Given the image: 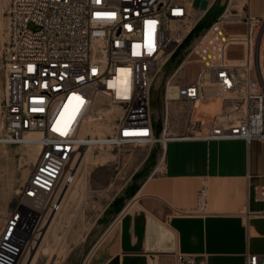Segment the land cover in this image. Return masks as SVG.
<instances>
[{
	"label": "built area",
	"instance_id": "obj_1",
	"mask_svg": "<svg viewBox=\"0 0 264 264\" xmlns=\"http://www.w3.org/2000/svg\"><path fill=\"white\" fill-rule=\"evenodd\" d=\"M189 16L181 0H8L0 142L36 145L40 152L1 228L0 264H20L37 245L61 210L87 149L161 144L165 155L167 143L180 137L264 144V73L253 31L264 17L247 11L232 19L248 24L241 60L227 58L233 40L225 35L206 52L218 50L217 58L205 62L201 54L218 25L231 22L226 12L187 48L166 78L157 131L152 86L194 27L177 40L183 30L175 27L186 26ZM197 56L199 72L191 82L182 81L185 65ZM170 84L176 87L175 100L168 95ZM98 98L122 114L112 133L82 135ZM177 100L196 105L187 116L183 112L190 134H172V101ZM175 259L176 264H206L204 256L191 253L176 252ZM245 264H264V255L248 252Z\"/></svg>",
	"mask_w": 264,
	"mask_h": 264
},
{
	"label": "crops",
	"instance_id": "obj_2",
	"mask_svg": "<svg viewBox=\"0 0 264 264\" xmlns=\"http://www.w3.org/2000/svg\"><path fill=\"white\" fill-rule=\"evenodd\" d=\"M246 11L264 17V0H247ZM235 27L227 31L233 41L226 56L241 60L248 27ZM258 54L264 73V36ZM190 133L187 126L180 132L172 127L175 135ZM161 161L145 177L133 174L127 186V191L133 189L132 199L126 206L114 198L99 210L97 221L117 217L93 244L86 264H109L116 258L119 264H176V252L204 256L206 264H245L248 252L264 255L261 141L180 137L167 143ZM129 206L134 208L125 214ZM70 210L77 211V206L70 205ZM123 214L120 229L104 242Z\"/></svg>",
	"mask_w": 264,
	"mask_h": 264
},
{
	"label": "rangeland",
	"instance_id": "obj_3",
	"mask_svg": "<svg viewBox=\"0 0 264 264\" xmlns=\"http://www.w3.org/2000/svg\"><path fill=\"white\" fill-rule=\"evenodd\" d=\"M181 1L187 2L190 13L188 22L194 24L193 28L199 24L203 27L198 31L196 30L194 36L190 41L186 42V44H183L184 41L181 43L162 68V72H159L155 78L151 92V106L153 118L158 125H161L166 78L175 70L187 48L193 45L198 37L203 35L210 28L217 17L225 12L226 15L229 16L231 22L218 25V32L215 31L212 33V39L206 43L201 53L205 62L217 58L218 50L212 55L206 52L211 50L213 44L222 43L228 30L235 29V26L244 27L245 30L248 27V24L245 22L236 23L232 21V19L239 18L245 14L247 0ZM7 6L8 0H0V135L3 133L2 102L5 94L3 59L8 41ZM241 27H238V29ZM184 29L185 26L183 28L175 27V30H183V32ZM253 31L256 35V46L257 49H259V45L264 36V22L254 25ZM181 38L178 37L177 40L180 41ZM199 57H195L185 65L182 71V81L191 82L196 77L202 64L201 61H199ZM103 100L105 101V99ZM172 102L173 113L171 116V124L174 131L180 132V130L186 126L185 120L188 112H190L192 108L196 110V105L179 100ZM105 103L108 107H113L115 109V116L110 114L108 117L102 114L99 121L108 125V129L101 128L99 131H97L98 129H94L95 132L93 130V135H106L112 133L115 124L122 114V110L118 106H111L108 101ZM96 107H98V105ZM198 107L199 104L197 108ZM183 112L186 116H184ZM82 129L84 130H82L84 133H82V135H86V128L84 127ZM39 152L40 148L36 145H19L0 142V231L14 200L18 196L19 189L32 172ZM162 156L163 147L161 144H156L154 146L132 145L124 146L120 149L109 150L93 149L92 159L88 160L82 169V174H85L86 179L81 181L80 177L76 178L70 185V190L65 198V202L62 204L61 210L55 215V218L53 217V219L49 221L50 223L48 222L49 225L47 223L48 226L46 225L45 232L41 236V239L31 251L27 252L20 264H83V261L95 241L103 235L117 217L110 220L103 219V221H97V214L108 202L120 196L125 200L122 202V205L126 206L132 199L130 198V190L127 191V186L133 174L141 172L140 176L142 177L149 175L155 163H159L160 165ZM91 204L92 206L89 207ZM70 205L77 206V211H69ZM84 205H87V208H85ZM130 209L131 208H129L127 212H129ZM123 217L124 215L120 217L118 221L119 225L116 223L112 226L106 236L107 239H109V235L111 237V234L116 231L117 228H120Z\"/></svg>",
	"mask_w": 264,
	"mask_h": 264
},
{
	"label": "bare ground",
	"instance_id": "obj_4",
	"mask_svg": "<svg viewBox=\"0 0 264 264\" xmlns=\"http://www.w3.org/2000/svg\"><path fill=\"white\" fill-rule=\"evenodd\" d=\"M193 23H189L188 21H187V24H186V26H185V29H184V32L182 33V35H180V38L181 37H183L192 27H193ZM160 72H162V69L160 70ZM118 80H119V82L120 83H122V82H124L125 81V78H123V77H119L118 78ZM175 85L174 84H170V85H168V95L172 98V99H177L176 98V96H177V93H176V90H175ZM174 96H173V95ZM105 102H107L106 100L104 101L102 98H98L97 100H96V102H95V106L93 107V109L91 110V112L86 116V118L84 119V121H83V126H84V124H85V128H86V132L87 133H85V134H90L91 133V135H93L92 133H93V130L94 129H98L97 131H99L101 128L103 129V128H107L108 129V125H106L104 122H102V121H99L100 119H101V115L102 114H105L106 116H110V114L112 115V116H115V109L113 108V107H108L107 106V104L105 103ZM98 105V107H96ZM112 106V105H111ZM114 107H116V106H114ZM82 126V127H83ZM83 127V128H84ZM83 130V129H82ZM84 131V130H83ZM94 132H95V130H94ZM101 132V131H100ZM83 132L81 131V134H82ZM98 133V132H97ZM84 134V133H83ZM39 147V146H38ZM92 148H90V149H87L86 150V152L80 157V160H79V162H78V164L76 165V167H75V171L73 172V180H76V178H79L80 177V180L82 181V180H85L86 179V176H85V174H82V169L84 168V165H85V163H87L88 162V160H90V159H92ZM77 181H78V179H77ZM74 182V181H73ZM69 190H70V186L67 188V190H66V192H65V194H64V197H63V200H62V204H63V202H65V198H66V196H67V194H68V192H69ZM133 201V200H132ZM136 203V202H135ZM130 207V206H129ZM131 209L130 210H132V208H134V207H130ZM129 210V211H130ZM125 214H127V211L125 212ZM125 214H123V215H125ZM122 216V215H121ZM125 217V216H124ZM123 219V218H122ZM51 221V220H50ZM53 222V221H52ZM50 223V222H49ZM49 223H48V225H49ZM47 225V226H48ZM119 225V224H118ZM118 229V228H117ZM117 229H116V231H114L112 234H111V236H113V235H115V233L117 232ZM120 229V228H119ZM114 230V229H113ZM158 237V236H157ZM110 235H109V239H105L104 240V242H107V241H109L110 240ZM156 238V237H155ZM107 240V241H106ZM101 241V240H100ZM31 249H33V247H31Z\"/></svg>",
	"mask_w": 264,
	"mask_h": 264
},
{
	"label": "trees",
	"instance_id": "obj_5",
	"mask_svg": "<svg viewBox=\"0 0 264 264\" xmlns=\"http://www.w3.org/2000/svg\"><path fill=\"white\" fill-rule=\"evenodd\" d=\"M202 27H203V26H202L201 24H199V25H197L195 28H193V29L190 31V33L188 34V36L185 38V40H183V41H184L183 44H186V42L190 41L191 38L194 36L196 30L198 31V30H200ZM132 191H133V189H130V191H129L130 196L132 195ZM123 201H124V199H123L122 197H119V198H116L115 203L118 204V205H119V204L121 205V203H122Z\"/></svg>",
	"mask_w": 264,
	"mask_h": 264
},
{
	"label": "water",
	"instance_id": "obj_6",
	"mask_svg": "<svg viewBox=\"0 0 264 264\" xmlns=\"http://www.w3.org/2000/svg\"><path fill=\"white\" fill-rule=\"evenodd\" d=\"M109 264H119V259L116 258L113 261H111Z\"/></svg>",
	"mask_w": 264,
	"mask_h": 264
}]
</instances>
